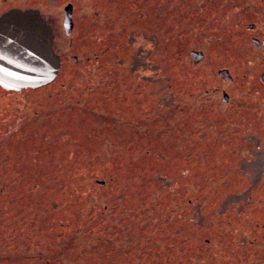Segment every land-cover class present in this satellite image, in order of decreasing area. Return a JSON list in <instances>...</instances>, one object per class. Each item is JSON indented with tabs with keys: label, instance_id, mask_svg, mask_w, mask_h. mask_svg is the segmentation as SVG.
<instances>
[{
	"label": "rangeland",
	"instance_id": "obj_1",
	"mask_svg": "<svg viewBox=\"0 0 264 264\" xmlns=\"http://www.w3.org/2000/svg\"><path fill=\"white\" fill-rule=\"evenodd\" d=\"M73 1L0 88V264H264V0Z\"/></svg>",
	"mask_w": 264,
	"mask_h": 264
},
{
	"label": "water",
	"instance_id": "obj_2",
	"mask_svg": "<svg viewBox=\"0 0 264 264\" xmlns=\"http://www.w3.org/2000/svg\"><path fill=\"white\" fill-rule=\"evenodd\" d=\"M190 55L195 61L203 58L201 52ZM60 66V56L53 49L52 30L38 11L12 10L0 17L2 89L20 92L40 88L56 78ZM222 73L229 79L226 71ZM260 81L264 84V74Z\"/></svg>",
	"mask_w": 264,
	"mask_h": 264
},
{
	"label": "flooded vegetation",
	"instance_id": "obj_3",
	"mask_svg": "<svg viewBox=\"0 0 264 264\" xmlns=\"http://www.w3.org/2000/svg\"><path fill=\"white\" fill-rule=\"evenodd\" d=\"M52 5H56L57 8ZM27 9L40 12L47 21L53 33L55 51L56 48H71L72 44L74 46V41L70 39L76 33L78 21L76 4L73 0H0V17L8 11ZM64 38H68V40L66 41ZM255 41L258 46H254V48L260 49L261 53H264V38ZM58 54L60 55V53Z\"/></svg>",
	"mask_w": 264,
	"mask_h": 264
}]
</instances>
